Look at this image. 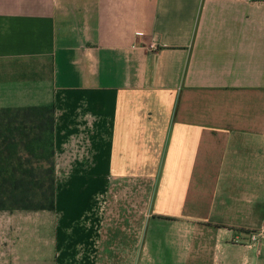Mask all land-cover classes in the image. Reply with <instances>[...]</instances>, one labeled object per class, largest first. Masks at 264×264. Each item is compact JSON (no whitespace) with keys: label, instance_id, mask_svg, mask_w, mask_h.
<instances>
[{"label":"crops","instance_id":"crops-1","mask_svg":"<svg viewBox=\"0 0 264 264\" xmlns=\"http://www.w3.org/2000/svg\"><path fill=\"white\" fill-rule=\"evenodd\" d=\"M53 103L57 210L0 212V264L34 216L52 264H264V0H0V108Z\"/></svg>","mask_w":264,"mask_h":264},{"label":"trees","instance_id":"trees-1","mask_svg":"<svg viewBox=\"0 0 264 264\" xmlns=\"http://www.w3.org/2000/svg\"><path fill=\"white\" fill-rule=\"evenodd\" d=\"M56 210V105L0 108V212Z\"/></svg>","mask_w":264,"mask_h":264},{"label":"rangeland","instance_id":"rangeland-1","mask_svg":"<svg viewBox=\"0 0 264 264\" xmlns=\"http://www.w3.org/2000/svg\"><path fill=\"white\" fill-rule=\"evenodd\" d=\"M43 222L46 223L40 221L39 216H34L32 229L24 231L17 241L19 248L16 253L20 256L18 259H12L11 264H52L55 257L52 229L49 227L47 230Z\"/></svg>","mask_w":264,"mask_h":264},{"label":"built area","instance_id":"built-area-1","mask_svg":"<svg viewBox=\"0 0 264 264\" xmlns=\"http://www.w3.org/2000/svg\"><path fill=\"white\" fill-rule=\"evenodd\" d=\"M250 238H251V241L252 242H258L261 239L264 240V231H261L259 233H252L251 236H250Z\"/></svg>","mask_w":264,"mask_h":264}]
</instances>
